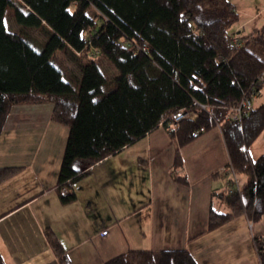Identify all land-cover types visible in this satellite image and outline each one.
I'll use <instances>...</instances> for the list:
<instances>
[{"label": "trees", "instance_id": "1", "mask_svg": "<svg viewBox=\"0 0 264 264\" xmlns=\"http://www.w3.org/2000/svg\"><path fill=\"white\" fill-rule=\"evenodd\" d=\"M8 8L17 23L42 30L46 39L40 47L30 33L7 28ZM239 15L230 0H0V135L15 106L51 103L50 119L68 128L57 188H67L59 190V199L69 203L76 199L72 184L91 165L160 125L178 142L171 178L187 183L179 174V146L218 126L227 166L245 178L232 191L228 178V210L211 207L206 230L242 214L259 220L264 214V154L252 160L248 146L264 129V104L240 122L226 114L259 89L264 24L236 31V46L232 27ZM102 57L117 70L111 78L99 66ZM185 106L193 108L192 115L172 124V114ZM20 169L0 166V183ZM45 233L62 254L57 236L48 228ZM254 242L264 264V236ZM0 264H5L1 254ZM103 264L198 263L184 248H140Z\"/></svg>", "mask_w": 264, "mask_h": 264}, {"label": "crops", "instance_id": "2", "mask_svg": "<svg viewBox=\"0 0 264 264\" xmlns=\"http://www.w3.org/2000/svg\"><path fill=\"white\" fill-rule=\"evenodd\" d=\"M251 101L253 107L264 104V72ZM51 110V103L17 105L0 135V166H21L0 183L5 264H103L140 248H184L198 264H260L254 237L264 236V214L257 221L242 214L206 230L211 207L228 210L229 157L218 126L179 146L185 184L170 174L177 138L160 125L91 165L72 184L76 199L62 203L59 190L67 188L58 190L57 174L67 134L50 119ZM248 154L252 160L264 154V129ZM46 228L57 236L62 254L51 247Z\"/></svg>", "mask_w": 264, "mask_h": 264}, {"label": "rangeland", "instance_id": "3", "mask_svg": "<svg viewBox=\"0 0 264 264\" xmlns=\"http://www.w3.org/2000/svg\"><path fill=\"white\" fill-rule=\"evenodd\" d=\"M233 2L234 5L238 7V12H240V19L239 21L232 27V30H235L236 27L243 24L244 21H246V26L241 27V31L247 32L253 29L254 27H258L262 24H264V0H230ZM5 25L7 28L14 32H25L30 33L31 36L37 41H33V43L40 47L44 41H45V35H43L42 30L40 28H30L29 26H24L15 21L13 10L11 8H8L6 10L5 14ZM98 63L100 68L104 71L106 76L108 78L113 77L117 74L116 68L105 58H99ZM70 66H74L73 63H69ZM75 67V66H74ZM54 122V121H53ZM57 128H61V130H65V134L68 132V128L60 123H54ZM50 129V128H49ZM3 134H8L7 132H4ZM57 134H64V131L61 133V131ZM11 166V165H7ZM17 166V165H12ZM239 181H242L244 177L242 175H239L238 177ZM135 194L137 195V192L135 191ZM223 209V208H222ZM227 210V208H225ZM251 226V223L249 224V227Z\"/></svg>", "mask_w": 264, "mask_h": 264}, {"label": "built area", "instance_id": "4", "mask_svg": "<svg viewBox=\"0 0 264 264\" xmlns=\"http://www.w3.org/2000/svg\"><path fill=\"white\" fill-rule=\"evenodd\" d=\"M232 40L236 46H239L238 42V33L236 31L232 34ZM201 107H204L203 104H200ZM253 108L251 97L244 96L239 101H237L233 106H231L226 114V119L233 121H242V118L247 114V112ZM193 108L192 107H182L179 108L176 112L172 114L171 123L177 124L180 120L190 117L192 115ZM202 130V129H200ZM227 172L230 175V189L232 191L234 188L239 189V180L234 174V171L231 166H228ZM107 229H103L100 231L101 234H105Z\"/></svg>", "mask_w": 264, "mask_h": 264}]
</instances>
